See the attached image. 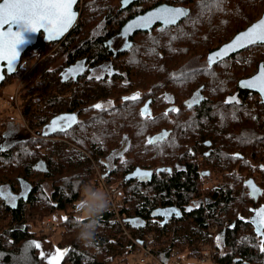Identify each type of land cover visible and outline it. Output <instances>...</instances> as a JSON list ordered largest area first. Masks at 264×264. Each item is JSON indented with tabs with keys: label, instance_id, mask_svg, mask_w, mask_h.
Segmentation results:
<instances>
[{
	"label": "trees",
	"instance_id": "obj_1",
	"mask_svg": "<svg viewBox=\"0 0 264 264\" xmlns=\"http://www.w3.org/2000/svg\"><path fill=\"white\" fill-rule=\"evenodd\" d=\"M122 2L81 0L75 28L57 43L47 44L41 36L38 46L24 54L18 71L1 85L22 79L23 63L36 50L35 85L24 93L20 109L28 126L22 122L19 130L11 123L6 130L0 127V264H41L39 249L32 246L41 236L33 226L57 213L69 218L58 225V247L68 250L60 264H128L137 246L123 236L120 220L141 239L147 232L155 234L153 251L162 264L172 263L174 248L181 250L185 264H195L203 246L218 237L216 264H264V235L257 234L264 229L252 223L264 208V104L258 94L238 88V82L254 75L264 62V45L208 67L211 52L260 19L264 0H137L126 8ZM161 4L183 7L188 16L177 26L136 34L130 42L121 38L128 20ZM113 42L117 50L112 49ZM80 61L120 65L122 86L134 78H150V71L166 82L195 79L203 98L182 120L167 114L165 124L173 134L165 152L147 145L145 161L150 168L162 166L167 172L144 184L124 182V196L116 200L118 216L108 209L100 217L93 247L76 238L75 204L84 185L103 182L112 188L110 181L99 179L92 163L98 158L92 148L99 146V156L105 153L112 115L102 116L93 125L94 133H71V141L92 159L69 153L64 144H53L44 134L52 117L73 111L60 95H50V81L63 79L62 68ZM132 64L140 66V74H130L136 70ZM182 87L174 85L177 91ZM230 98L235 99L226 103ZM131 120L124 127L135 139L142 130L158 126L157 120ZM135 158L140 163L138 153ZM205 166L220 184L204 186ZM250 179L262 191L258 202L249 194Z\"/></svg>",
	"mask_w": 264,
	"mask_h": 264
},
{
	"label": "flooded vegetation",
	"instance_id": "obj_2",
	"mask_svg": "<svg viewBox=\"0 0 264 264\" xmlns=\"http://www.w3.org/2000/svg\"><path fill=\"white\" fill-rule=\"evenodd\" d=\"M156 27L160 26L157 25ZM139 33L146 32H138L136 34ZM134 36L130 38H121L127 39L126 42H130ZM38 44L36 46H38ZM116 48V42H113L112 49L115 50ZM119 66L118 64L110 62L88 63L85 61L64 66L62 72L59 73L63 75L64 78L51 80L49 93L50 95H60L65 107L67 106L73 111L64 112L52 117L47 124V130L52 126V121L55 118L62 115L74 114L76 122L67 129V134L63 133L64 136H57V134H61L62 132H50L48 134L49 139L53 144H64L69 153H83L91 158L89 154L71 141V133L76 130L83 133H94L95 130L93 129V125H96L97 121L101 119L102 116L112 115L113 126L111 136L108 137L109 143L104 146L105 153H103V156H99V146H95L92 148V151H95L94 154L98 158L97 161L91 159L99 179L102 181H110L113 189L117 190L118 196H124V191L126 189L124 182H138L144 184L150 182L158 173L167 172L166 167L159 166L156 169H152L149 167V164L145 162L148 159V155L146 154V146L148 145L147 140L167 132L168 136L165 137L158 146L154 147L148 145L154 149L159 147L162 152H165L166 143L173 134V130L166 127L165 120L167 115H165V113L176 116V118H181L182 120L184 117L188 116L187 109L197 106L203 98L200 94L201 88L196 87L197 82L195 79L166 82L164 78L156 77L157 75L154 71L148 73L151 76L148 79L134 78L131 81L132 83H127V86H122L121 84L124 82L120 81L122 73L118 71ZM130 67H135L136 69L130 72V74H140L138 70L140 67L139 65L132 64ZM174 85L183 86L182 90L177 91L174 89ZM125 91V95H119ZM136 94H139V99L136 101H126L124 99L125 97H132ZM76 97L79 98L78 103H73ZM259 97L261 101V96L259 95ZM97 104L102 105V109L94 108V105ZM146 106L147 114L142 116L141 112ZM171 109H177L178 111H170ZM133 117L140 118L144 121L157 120L158 126L153 130H142L140 136L135 139L134 134L129 130L127 133L124 127L125 125H131V119ZM134 141L136 143H134ZM133 144H136V151L131 153V145ZM205 145L208 148L211 147V144L205 143ZM125 149H127V151H125ZM138 149L140 150L139 152ZM113 153H117L118 155L114 156ZM136 153L139 155L141 160L140 163L134 161ZM160 157L165 159L161 154ZM206 168L207 166L202 170V173L208 176L204 181V186L210 187L215 184H220V179L215 175H211L206 171ZM99 169L102 172H100ZM137 169H140L142 172L152 171V179L144 182L138 177L130 180L127 179V177L133 174ZM158 169L163 170L158 172Z\"/></svg>",
	"mask_w": 264,
	"mask_h": 264
},
{
	"label": "snow or ice",
	"instance_id": "obj_3",
	"mask_svg": "<svg viewBox=\"0 0 264 264\" xmlns=\"http://www.w3.org/2000/svg\"><path fill=\"white\" fill-rule=\"evenodd\" d=\"M217 2L222 3V0H217ZM76 4L77 0H0V79H3L2 72L5 68L8 72L14 71V65L20 57L16 46L22 41V31L38 32L43 29L47 40H57L76 21L77 12L74 11V5ZM186 16H188L186 9L163 7L139 18L136 24L129 25V29L131 30L135 27L147 28L155 21H160L165 26L175 25L181 18ZM13 25H21L22 31H14ZM255 44H264V18L253 24L246 31L239 33L231 43L210 54L208 57V67L210 68L212 64L222 61L229 51H236ZM242 86L256 89L262 99H264V65L261 66L260 73L257 76L242 82ZM124 99L126 101H136L139 99V94L125 97ZM234 99L230 98L226 103H230ZM102 107L100 104L94 105L96 109H102ZM170 111L178 110L171 109ZM146 114L147 106L141 112L142 116ZM75 122L76 118L74 114L59 116L52 121V126L44 134L48 135L54 131L67 134V129ZM167 136L168 133L164 132L158 137L149 138L147 144L156 147ZM2 150L0 149V151ZM113 155L118 154L113 153ZM135 175L140 178H146L151 173L142 172L140 169H137ZM248 183L251 184L252 182L249 181ZM256 215L259 219H254L252 223L258 225L259 229H264V208H261ZM64 219L68 220L69 218L65 217ZM257 234L264 235V233L259 231ZM217 239L219 240V237ZM261 245V251H264V240L261 241ZM32 246L37 249L41 247L39 242H32ZM67 251V249H56L53 252H41L40 259L42 262L47 261V264H59L60 259Z\"/></svg>",
	"mask_w": 264,
	"mask_h": 264
},
{
	"label": "rangeland",
	"instance_id": "obj_4",
	"mask_svg": "<svg viewBox=\"0 0 264 264\" xmlns=\"http://www.w3.org/2000/svg\"><path fill=\"white\" fill-rule=\"evenodd\" d=\"M250 50L246 49L244 53H247ZM257 51L258 53H260L261 49H258ZM35 52L36 50L31 51L29 53V57L23 63V66L26 69V73L24 77L22 79L15 80L12 83H7L5 86H2L0 88V93L3 95L2 99H0V127L5 130L7 127L6 125L8 123H11V126H12L11 128H14L16 130H19V128H23L24 126L22 123V119H21L22 117L20 115L21 102L23 101L24 93H26L27 90L32 88L33 83L35 85L34 74H35V65L37 63V55L35 54ZM90 186L100 188L104 191H106L105 187H107L103 182H101L100 186L98 185L95 186L94 183H92ZM107 189L112 191L113 187L109 188L108 186ZM115 191H116L115 205H116L117 210H119L116 200L120 198L121 196H118L117 190ZM65 217L66 215L64 213H57L51 217L50 221L56 230L54 235H51L45 229V222L44 224L42 222L41 223L36 222L35 225L33 226V229L37 232L39 236H41V238L37 239V242H39L41 245V247L39 248L40 256H41V252L48 253V252H53L56 249L63 250L60 247H58V243L61 240V233H60V228L58 227V225H59V222L62 221ZM127 231L129 235L132 236V238H135L138 236L137 234L133 235V232H131V230L127 229ZM122 234L124 237H127L124 234L123 230H122ZM147 235H152L154 237V240H156V236H154L155 235L154 233L152 234L150 232H147ZM152 245L154 249L155 243H153ZM139 256L140 254H138L137 248H136L134 253L128 256V264H139ZM62 259L63 257L60 259L59 264ZM41 264H47V261H44V262L41 261ZM148 264H153V263H148Z\"/></svg>",
	"mask_w": 264,
	"mask_h": 264
},
{
	"label": "water",
	"instance_id": "obj_5",
	"mask_svg": "<svg viewBox=\"0 0 264 264\" xmlns=\"http://www.w3.org/2000/svg\"><path fill=\"white\" fill-rule=\"evenodd\" d=\"M135 1H137V0H123V2H122V8L129 7V6H130L132 3H134ZM80 3H81V0H77V4L74 5V11L77 12V18H76V21L74 22L73 26H72L71 28H69V30H68L63 36H61L59 39L54 40V41H49V40L46 39V34H45V32H44L43 29L39 30L38 32L22 31V26H21V25H13V30H14V31H22V33H23V35H24V38H25V43H23L22 45L18 46V49H19V51H20L21 54H20L19 59L16 61L15 65H14V71H13V72H8L6 68L3 70V72H2V74H3V79H0V87H1V85L6 81L7 77H11V76H13V75L18 71L19 67L21 66V61H22V58H23L24 54H25L28 50H30L31 48H33L34 46H36V45L38 44V41H39V38H40L41 35H43V40H44L45 43H47V44L57 43V42L62 41V40H63V39H64V38H65V37H66V36H67V35H68V34H69V33L75 28V26H76V24H77V22H78V20H79V17H80V11H79L78 8H77L78 5H80ZM163 7H170V8H183V7L172 6V5H168V4H161V5H159V6L155 7V8H153V9H150V10L144 12V13L138 14V15H136L135 17H133V18H131L130 20H128V21L124 24V26L122 27L121 32H120L121 37H123V38H130V37L134 36V35H135L136 33H138V32H146V33H148V32H151V31H152L157 25L161 26V27L164 28V29L171 28V27L177 26L180 22H182V21L186 18V17L181 18V19L177 22V24H175V25H168V26H165V25H163L160 21H155V22H153V23H152L149 27H147V28H139V27H135V28H132L131 30L129 29V25H134V24H136L137 21L139 20V18L144 17V16H146L147 14L153 12L154 10H158V9L163 8ZM183 9H185V8H183ZM262 18H264V13H263L262 16L260 17V19H262ZM260 19H258L257 21L253 22L251 25H249V26H248L245 30H243V31H246L249 27H251L253 24L257 23ZM6 27H7V26H6ZM243 31H241V32H243ZM241 32H239V33H241ZM239 33H237V34H236V35H235L230 41H228L227 43L221 45L218 49L214 50V51L211 52L210 54L216 52L217 50L223 48L225 45L231 43V42L234 40V38H235ZM256 45H264V44L249 45V46H247V47H245V48H240V49H238V50H236V51H229V53L223 58V60H226V59L232 57L233 55H236V54H238V53L244 51L245 49H248V48H250V47H252V46H256ZM210 54H209V55H210ZM209 55H208V57H209ZM223 60H222V61H223ZM220 62H221V61H220ZM216 64H217V63H214V64H212V65H216ZM262 65H264V62H261V63L259 64V66H258V70H257V72H256L254 75H252V76H250V77H248V78H244V79H242V80H240V81L238 82V88H239L240 90H242V91H251V92H254V93H256V94H259V92H258L256 89H250V88H247L246 86H242V82L248 81V80L252 79L253 77L257 76V75L260 73V69H261V66H262ZM259 95H260V94H259ZM260 96H261V95H260ZM261 102L264 104V99H262V97H261ZM157 171L160 172L161 169H158ZM135 173H136V171H135L133 174L129 175V176L127 177V179L130 180V179H133V178L138 177L137 175H135ZM149 173H151V175L148 176V177H146V178H140V177H138V178H139L141 181H143V182H144V181L151 180V179H152V176H153V172H152V171H149ZM249 181H251L252 183L249 184V183H248ZM249 181L247 182V183H248V187H249V194H250V196H251L252 198H254V200H255L256 202H258L259 198L262 196V191H261L260 187H258V185L255 183V181H254L253 179H250Z\"/></svg>",
	"mask_w": 264,
	"mask_h": 264
},
{
	"label": "clouds",
	"instance_id": "obj_6",
	"mask_svg": "<svg viewBox=\"0 0 264 264\" xmlns=\"http://www.w3.org/2000/svg\"><path fill=\"white\" fill-rule=\"evenodd\" d=\"M21 36L22 41L16 46L19 53L18 46L25 43L23 33H21ZM110 205L111 198L106 191L94 186L84 185L81 199L75 204L77 216L74 220V230L77 232V240L86 247L95 245L99 219L109 209Z\"/></svg>",
	"mask_w": 264,
	"mask_h": 264
},
{
	"label": "built area",
	"instance_id": "obj_7",
	"mask_svg": "<svg viewBox=\"0 0 264 264\" xmlns=\"http://www.w3.org/2000/svg\"><path fill=\"white\" fill-rule=\"evenodd\" d=\"M2 94L0 93V99H2ZM22 122L25 126H28V121L25 118H21ZM106 192L109 194L111 198V205L109 209L113 212H115L116 216H118V211L115 205V198H116V191L114 189L108 190L107 187H105ZM120 220V218H119ZM121 228L124 232V234L129 238L134 244L137 246V252L140 254L139 256V264H162L158 257L155 255L153 251V243H154V237L152 235H146L143 239L139 238L138 236L135 238H132L131 235H129L125 225L124 221L120 220ZM45 229L51 234L54 235L55 233V227L52 225L51 221L48 220L45 223ZM216 227H212V230H215ZM131 236V237H130ZM220 242V238L215 239L212 238L211 241H209L207 244H205L202 248V258L201 260L197 261L195 264H216L215 258L218 255V250L215 248L214 244L215 241ZM173 261L171 264H185V261L183 259V256L181 254V250L179 248H174L172 253Z\"/></svg>",
	"mask_w": 264,
	"mask_h": 264
},
{
	"label": "bare ground",
	"instance_id": "obj_8",
	"mask_svg": "<svg viewBox=\"0 0 264 264\" xmlns=\"http://www.w3.org/2000/svg\"><path fill=\"white\" fill-rule=\"evenodd\" d=\"M85 1V0H84ZM83 12V11H82ZM82 16V15H81ZM53 48V47H52ZM57 50V49H56ZM58 52V51H57ZM52 54V53H51ZM29 55V54H28ZM48 59V58H47ZM52 60V59H51ZM46 69V68H45ZM119 73V72H118ZM51 77V76H50ZM20 78V77H19ZM24 81V80H23ZM132 81V80H131ZM130 82V81H129ZM107 88V87H106ZM129 89V88H128ZM105 90V89H104ZM106 91V90H105ZM23 92V91H22ZM112 93V92H111ZM104 94V93H103ZM107 95V94H106ZM128 103V102H127ZM8 113V112H7ZM196 175V174H195ZM99 180V179H98ZM97 183V182H96ZM262 207V206H261Z\"/></svg>",
	"mask_w": 264,
	"mask_h": 264
}]
</instances>
